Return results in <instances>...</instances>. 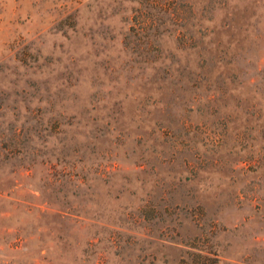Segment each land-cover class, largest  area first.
Segmentation results:
<instances>
[{
  "label": "rangeland",
  "instance_id": "rangeland-1",
  "mask_svg": "<svg viewBox=\"0 0 264 264\" xmlns=\"http://www.w3.org/2000/svg\"><path fill=\"white\" fill-rule=\"evenodd\" d=\"M183 261L264 264V0H0V264Z\"/></svg>",
  "mask_w": 264,
  "mask_h": 264
},
{
  "label": "trees",
  "instance_id": "trees-1",
  "mask_svg": "<svg viewBox=\"0 0 264 264\" xmlns=\"http://www.w3.org/2000/svg\"><path fill=\"white\" fill-rule=\"evenodd\" d=\"M199 258H201L202 256H198ZM204 259H206V258H204ZM207 260V259H206ZM204 262V261H203ZM181 264H187V263H185L184 261L183 262H181ZM202 264H204V263H202Z\"/></svg>",
  "mask_w": 264,
  "mask_h": 264
}]
</instances>
